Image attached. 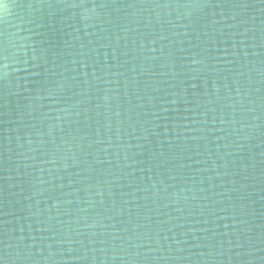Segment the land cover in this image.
<instances>
[{"label": "water", "instance_id": "obj_1", "mask_svg": "<svg viewBox=\"0 0 264 264\" xmlns=\"http://www.w3.org/2000/svg\"><path fill=\"white\" fill-rule=\"evenodd\" d=\"M4 2L0 264H264V0Z\"/></svg>", "mask_w": 264, "mask_h": 264}, {"label": "snow or ice", "instance_id": "obj_2", "mask_svg": "<svg viewBox=\"0 0 264 264\" xmlns=\"http://www.w3.org/2000/svg\"><path fill=\"white\" fill-rule=\"evenodd\" d=\"M6 5L7 4L4 2V0H0V8H4Z\"/></svg>", "mask_w": 264, "mask_h": 264}, {"label": "clouds", "instance_id": "obj_3", "mask_svg": "<svg viewBox=\"0 0 264 264\" xmlns=\"http://www.w3.org/2000/svg\"><path fill=\"white\" fill-rule=\"evenodd\" d=\"M8 7V6H7ZM7 7H4V8H2V9H0V11H3V10H5Z\"/></svg>", "mask_w": 264, "mask_h": 264}]
</instances>
